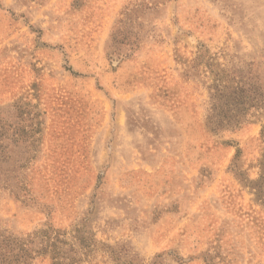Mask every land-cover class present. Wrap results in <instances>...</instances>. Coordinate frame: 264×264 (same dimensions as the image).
Here are the masks:
<instances>
[{
    "label": "rangeland",
    "instance_id": "obj_1",
    "mask_svg": "<svg viewBox=\"0 0 264 264\" xmlns=\"http://www.w3.org/2000/svg\"><path fill=\"white\" fill-rule=\"evenodd\" d=\"M220 70L264 80V0H0V264H264Z\"/></svg>",
    "mask_w": 264,
    "mask_h": 264
},
{
    "label": "trees",
    "instance_id": "obj_2",
    "mask_svg": "<svg viewBox=\"0 0 264 264\" xmlns=\"http://www.w3.org/2000/svg\"><path fill=\"white\" fill-rule=\"evenodd\" d=\"M202 57L201 53L198 55ZM204 58V57H203ZM202 61V59L200 60ZM207 65V61L204 62ZM209 89V107L206 113V126L210 131L232 130L253 117L264 114V80L251 78L243 81L237 75L220 70L215 71ZM260 156L257 159L258 175L249 179L240 169L238 160L241 149H237L230 166L231 171L242 185L248 188L255 200L264 205V127L259 135ZM56 234L54 233V236ZM53 237L52 258L55 263L62 256L60 247ZM63 257V256H62Z\"/></svg>",
    "mask_w": 264,
    "mask_h": 264
}]
</instances>
